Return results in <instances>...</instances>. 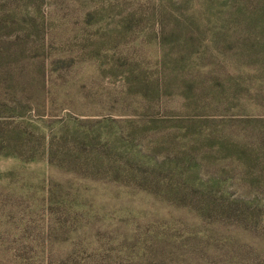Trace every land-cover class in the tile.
<instances>
[{"label": "rangeland", "instance_id": "rangeland-1", "mask_svg": "<svg viewBox=\"0 0 264 264\" xmlns=\"http://www.w3.org/2000/svg\"><path fill=\"white\" fill-rule=\"evenodd\" d=\"M0 264H264V0H0Z\"/></svg>", "mask_w": 264, "mask_h": 264}]
</instances>
